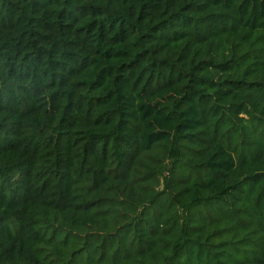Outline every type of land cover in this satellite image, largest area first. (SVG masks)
I'll list each match as a JSON object with an SVG mask.
<instances>
[{
    "label": "trees",
    "instance_id": "16d2710c",
    "mask_svg": "<svg viewBox=\"0 0 264 264\" xmlns=\"http://www.w3.org/2000/svg\"><path fill=\"white\" fill-rule=\"evenodd\" d=\"M0 264H264V0H0Z\"/></svg>",
    "mask_w": 264,
    "mask_h": 264
}]
</instances>
